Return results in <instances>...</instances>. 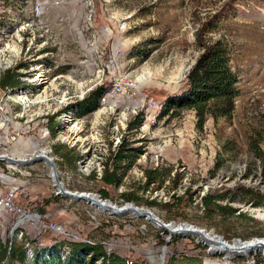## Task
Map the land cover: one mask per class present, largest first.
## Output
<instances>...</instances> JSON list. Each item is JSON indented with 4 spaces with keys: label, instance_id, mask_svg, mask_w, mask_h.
<instances>
[{
    "label": "rangeland",
    "instance_id": "obj_1",
    "mask_svg": "<svg viewBox=\"0 0 264 264\" xmlns=\"http://www.w3.org/2000/svg\"><path fill=\"white\" fill-rule=\"evenodd\" d=\"M29 7L27 0H6L3 5L0 1V15L26 16ZM45 15L50 23L47 32L50 43L62 45L70 62L67 65L77 67L76 72L69 69L65 76L96 77L102 60L109 62L105 79L110 84L113 76L120 73L130 74L136 80L142 75L149 76L148 81L139 82L138 92L132 98H115L119 107L108 114V124L103 135H99L105 144L113 140L114 145L112 127L117 110L139 104L142 124L132 129L127 126L120 133L123 141L125 138L143 152L116 185L106 184L96 172L81 174L76 161L82 157L79 142L71 145L34 136L13 143L7 150L29 154L47 145L68 188L101 194L106 187L108 194L103 196L119 205L134 200L152 208L166 221H176L175 225L182 221L193 223L212 235H222L231 245L244 243L234 242L236 238L242 241L264 238V217L255 212L264 210V205L218 200L237 207L235 212L223 214L209 210L202 201L206 193L231 191L230 194L242 196L240 186L264 191L262 157L258 155L259 150L264 152V0H67L49 6ZM38 28L41 27L34 26L37 34L41 32ZM56 31L58 37L53 35ZM199 34L208 41L220 38L230 49L233 67L240 77V92L232 115L217 119L210 115L203 128H199L195 110L184 108L172 117L159 115L158 121L150 124L145 120L150 107L142 99L143 93H153L163 103L167 95L187 87L188 71L203 47ZM134 46H151L152 52L146 59H140L130 55ZM29 55L23 52L19 61ZM71 88L78 91V83ZM138 114L127 112L126 123ZM50 135L55 136V131ZM4 149L1 145L0 151ZM95 150L97 155L103 154L108 159L106 166L112 169L108 146L95 144ZM157 166L170 169V174L161 185L143 189L144 169ZM36 167L43 176L28 185L17 201L28 203L27 208L33 210L42 211L44 207L50 217L92 239L89 241L102 243L110 253L145 264H168L172 258L195 259L203 264H264L262 250L244 255L214 252L211 244L193 234L174 233L167 240V229L158 228L141 216L111 213L85 199L55 196L49 168L43 161L37 162ZM0 169L7 170L5 161L0 162ZM1 227L4 234L8 233L9 229ZM52 235L45 232L39 236ZM96 264H100V259Z\"/></svg>",
    "mask_w": 264,
    "mask_h": 264
},
{
    "label": "bare ground",
    "instance_id": "obj_2",
    "mask_svg": "<svg viewBox=\"0 0 264 264\" xmlns=\"http://www.w3.org/2000/svg\"><path fill=\"white\" fill-rule=\"evenodd\" d=\"M33 2L34 0H27L28 5L33 4ZM18 15H0V80L7 69L18 64L15 67L18 73V82L4 88L2 91V100L11 110V112H9V120L21 126H34L40 122H51V124H48V132L51 134L52 130L55 131V136L51 135L52 142H55V140H62L71 145H75L78 142L80 143L82 148L80 153L82 157L77 160V164L81 174L90 175L92 172H96L99 176L102 175L108 159H105L103 154H96L95 144L104 147L108 146L110 155L112 151L116 153L122 142L123 134L120 133L121 129L126 130L127 126H129V124L126 123L127 112L130 111L138 114V110H140V107L135 104L132 107L126 105V109L117 110L116 121L113 123L112 127L113 137H115L116 141H114L115 144L113 145V140L110 138L112 141L107 145L100 139L99 135H103L104 129L108 124L106 122L109 117L108 114L115 112L116 108L119 106L116 99L102 101L113 94L114 88L118 85L120 77L123 79V84L137 83L139 87V82L148 81L149 76L142 75V78L138 77L137 81L136 78H133L130 74L120 73L113 76L110 84L105 77L103 78V60L100 61L96 77L86 76V78H81L77 76V74H71V77L65 76L64 73L69 69L72 70V73L76 72V69H71V66L69 67V65H67L70 63L69 61H63V66H61V63H58L59 45L57 46L56 44L50 43V37L47 35L44 24L40 21H33V23H31L27 21L26 16H22L21 14ZM89 18L91 19L92 15H90ZM33 25L35 27L40 26L41 28L38 29H40L41 32L37 34ZM23 52L25 54L29 53L30 55L26 57L24 61H19ZM50 66H52V69H50ZM107 66H109V62L104 61L105 72H107ZM74 83H78V91L72 90L71 85ZM98 85L107 86V90L100 98V105L93 111L81 115L78 114L75 108L76 102L85 98ZM149 107V112L145 114V120L150 124H154L158 121L163 103L159 100L154 111L151 108V104H149ZM87 131L90 132L88 134L89 136H83L82 134ZM96 134L98 136V141ZM82 136L84 138H82ZM44 148L47 150H44ZM50 150L51 149L46 145L31 151L29 154L48 153L52 155ZM16 156L28 157L26 153H18ZM1 161H4V159H0V162ZM40 161L45 163L49 171H53L51 166L44 159H36L27 163H17L6 159V164L10 166H32V164H37V162ZM0 175H2L1 172ZM61 195L62 194H60V196ZM89 203L94 207L107 212L109 211V209L96 203ZM256 211L259 216L264 217V210L255 209V212ZM126 212L146 218L158 228L165 229L163 225L151 219L148 215H141L133 209H127L123 213ZM175 224L177 223L173 222L169 224L168 227L180 225L179 223V225ZM0 226H2L1 228L3 229H7V224L4 220H0ZM205 231L207 230L205 229ZM18 233L21 234L20 241L26 249L28 259H32L36 250L39 248L51 246L61 240H64L61 257L66 259L70 254L71 244L65 239H48L43 244L29 247V242L32 240V233L29 229L26 226H18ZM179 233L199 236L202 241L206 240L211 246L213 245L212 249L222 250L223 252L227 251L229 253L243 255L250 253L252 250H262L264 252V244L257 240L261 239L264 241V238H254L250 241H242L237 238L234 239V242L236 240L238 243L244 242L243 244H245L249 242L253 244L251 248H240L243 244L231 245L227 240L226 245L217 243L215 240L218 239L219 235H212L210 234L211 232L209 233L208 231L206 235L214 238L213 240L202 238L200 233L192 231H181ZM83 242L95 243L89 240H83ZM164 247L167 248L168 246L164 245Z\"/></svg>",
    "mask_w": 264,
    "mask_h": 264
},
{
    "label": "trees",
    "instance_id": "obj_3",
    "mask_svg": "<svg viewBox=\"0 0 264 264\" xmlns=\"http://www.w3.org/2000/svg\"><path fill=\"white\" fill-rule=\"evenodd\" d=\"M214 24L210 26L213 28ZM202 42V51L197 56L187 74V87L178 93L167 95L163 102L160 116L169 117L178 115L182 109L191 108L195 110L197 126L203 128L205 121L211 115L214 118L221 116L230 117L235 108V99L240 92L239 73L232 64L231 52L228 45L220 38L208 41L202 35H198ZM152 52L151 46H134L130 51L131 56L146 59ZM16 68L7 69L3 73L0 85L15 84L17 82ZM107 90V86L101 85L93 89L85 98L75 104L78 114H85L95 110L100 105V98ZM143 112H139L134 119L129 121V128H136L142 124ZM143 152L139 146H134L128 140L120 143L116 153L112 151L113 168L105 167L101 176L106 184H119L122 182L126 171L134 163L136 158ZM262 157L261 175L264 179V152H258ZM110 164V163H108ZM220 164L218 161L217 166ZM170 169L157 166L155 168H145V179L142 184L143 189H150L161 185L170 174ZM173 180H176L174 177ZM242 196L235 192H221L218 194L206 193L202 195V201L209 210H218L223 214L233 213L237 207L230 203L222 204L218 200L228 199L229 201L243 200L255 206L264 205V191L260 188L240 186ZM102 195H107L106 187L101 189ZM134 196L132 195L131 198ZM155 202V201H151ZM216 207H213V204ZM46 212L44 207H41ZM61 240L51 246H46L36 250L32 259H28L26 249L21 241L16 238L3 240L0 237V264H96L100 259V264H145L132 261L116 253L108 252L102 243H89L82 241H72L70 254L66 259L61 257ZM168 264H203L200 260L172 258ZM263 264V263H260Z\"/></svg>",
    "mask_w": 264,
    "mask_h": 264
},
{
    "label": "built area",
    "instance_id": "obj_4",
    "mask_svg": "<svg viewBox=\"0 0 264 264\" xmlns=\"http://www.w3.org/2000/svg\"><path fill=\"white\" fill-rule=\"evenodd\" d=\"M0 1L3 5V2L6 0ZM65 1L67 0H34L33 4L29 7L30 13H27L26 19L31 23H33V21H40L44 24L48 32L50 31V23L47 21V15H45L46 10L49 6H58ZM53 35L58 37V32L56 31ZM100 49L101 52L104 53L103 48ZM58 50V63H61V66H63V61H68L66 60V51L62 45H59ZM76 68L77 67L71 65V69ZM50 69H52V66H50ZM102 72L104 78L106 74L104 70V61ZM11 85L13 84L0 85L2 88L0 91V146L2 145L6 149L1 150L0 154L4 153L17 157L16 154L7 150V147L22 139L24 141L28 139L31 140L34 136L42 139H52L48 132V124H51V122H40L34 126H21L9 120V112H11V110L2 100V91L4 88ZM138 89L137 83L123 84V79L120 77L119 83L114 88L113 94L105 98L102 102L115 98H121L123 100L132 98L138 92ZM142 99L151 104L153 111L159 102L158 97L148 92L143 93ZM135 105L139 106V104ZM27 155L28 157H32L36 154L27 153ZM4 161L7 170L0 169L2 173V175H0V220L5 221L7 230H9L6 234L0 231V237L3 238V240H7V238L21 240V234L18 233V226H26L32 233V240L29 242V247L43 244L48 239H65L70 243L72 241L83 242V240H92L84 238L79 232L70 229L63 222L50 217L48 212L33 210L32 208H27L28 203L22 204L18 202L17 197L23 192H26V188H29L28 185L40 179V176H43V174L37 169V164H32V166H10L6 164V159H4ZM51 172L52 171H48V175L51 177L52 184L55 187L54 194L55 196H60ZM45 232H50L53 235L50 238H42L39 236L41 233Z\"/></svg>",
    "mask_w": 264,
    "mask_h": 264
},
{
    "label": "water",
    "instance_id": "obj_5",
    "mask_svg": "<svg viewBox=\"0 0 264 264\" xmlns=\"http://www.w3.org/2000/svg\"><path fill=\"white\" fill-rule=\"evenodd\" d=\"M0 159H7V160L17 162V163H27V162L34 161L36 159H44L45 161H47V163L51 166L53 170L52 171L53 173L51 172V174L53 176L54 183L58 187L59 194H62L64 196H69L74 199H85L91 203L93 202L106 209H109V211H111L112 213H123L127 209H133L134 211H136L137 213L141 215H148L151 219L157 221L158 223L163 225L165 229L168 230L169 236L166 238L167 240H169V238L171 237L173 233H177V232L179 233L181 231H192L195 233H200L202 238L212 239V240L214 239L206 235L207 231H205V228L201 226H196L195 224L187 222V221L179 222L180 225L176 227H168L169 224L176 222V221H173V220L166 221L160 215H158L152 208L139 205L134 200H128L125 203L119 205L113 202L110 198L104 197L102 194H98L96 192L87 191V190H78V189H71V188L66 187L64 181L60 178V172L58 171L59 169H58L57 161L55 160L53 155H50L48 153H45V154L39 153L32 157H21V156L15 157L12 155H7V154L2 153L0 154ZM237 239L240 240V238H237ZM257 240H259L258 242L264 244L263 240L261 239H257ZM215 241L223 245L227 244L226 239H224L222 235H219L218 239H216ZM252 245H253L252 243L248 242V243L243 244L240 248H243V247L251 248ZM216 251H220V250L218 249L214 250V252Z\"/></svg>",
    "mask_w": 264,
    "mask_h": 264
},
{
    "label": "crops",
    "instance_id": "obj_6",
    "mask_svg": "<svg viewBox=\"0 0 264 264\" xmlns=\"http://www.w3.org/2000/svg\"><path fill=\"white\" fill-rule=\"evenodd\" d=\"M104 127H105V126H104ZM76 161H77V160H76ZM30 184H32V183H30ZM30 184H29V185H30ZM30 189L34 190L35 188H32V187H31Z\"/></svg>",
    "mask_w": 264,
    "mask_h": 264
}]
</instances>
